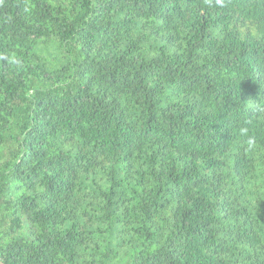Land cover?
<instances>
[{
    "label": "trees",
    "instance_id": "16d2710c",
    "mask_svg": "<svg viewBox=\"0 0 264 264\" xmlns=\"http://www.w3.org/2000/svg\"><path fill=\"white\" fill-rule=\"evenodd\" d=\"M0 264H264V0H0Z\"/></svg>",
    "mask_w": 264,
    "mask_h": 264
},
{
    "label": "clouds",
    "instance_id": "9594fccd",
    "mask_svg": "<svg viewBox=\"0 0 264 264\" xmlns=\"http://www.w3.org/2000/svg\"><path fill=\"white\" fill-rule=\"evenodd\" d=\"M218 3H220V0H217ZM242 131H246V129H242Z\"/></svg>",
    "mask_w": 264,
    "mask_h": 264
}]
</instances>
